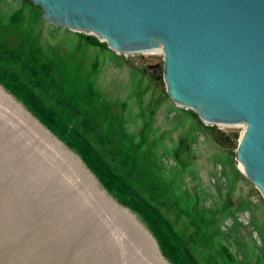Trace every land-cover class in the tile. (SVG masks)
<instances>
[{
  "label": "rangeland",
  "instance_id": "obj_1",
  "mask_svg": "<svg viewBox=\"0 0 264 264\" xmlns=\"http://www.w3.org/2000/svg\"><path fill=\"white\" fill-rule=\"evenodd\" d=\"M23 14L10 38L44 56L0 60V264H264V198L224 133L244 126L174 102L163 52Z\"/></svg>",
  "mask_w": 264,
  "mask_h": 264
},
{
  "label": "water",
  "instance_id": "obj_2",
  "mask_svg": "<svg viewBox=\"0 0 264 264\" xmlns=\"http://www.w3.org/2000/svg\"><path fill=\"white\" fill-rule=\"evenodd\" d=\"M56 25L122 53L163 49L170 98L239 142L236 158L264 196V0H32Z\"/></svg>",
  "mask_w": 264,
  "mask_h": 264
},
{
  "label": "trees",
  "instance_id": "obj_3",
  "mask_svg": "<svg viewBox=\"0 0 264 264\" xmlns=\"http://www.w3.org/2000/svg\"><path fill=\"white\" fill-rule=\"evenodd\" d=\"M19 2L22 5V7L20 9L22 13H20L19 11H17L16 14H14L11 18H7L6 16L3 15L2 20L0 19V27L2 29L5 28L6 32L8 33L7 34V37H4V36L3 37H0V60L4 56H5V59L10 60L11 59V55H10V52L9 51H12V50L16 49L13 52V56L17 55V57L19 56L22 59H24L25 57H27V58L31 59V62H33V58L39 57V56H44V55H42V53H40V48L38 49L36 46H31L30 47V50L27 52V54H25L26 53V50H25V48L23 46V43L17 41L16 39H14V40L11 39L10 36H15L16 31H17V28L23 27L24 26V22L27 21L26 18H25V14H23V11H25L26 9H30V10H32V11L35 12V14H36L35 17L40 18L41 17L40 11L42 13V10H41V7L40 6H37V5L35 6L31 2V0H19ZM37 8H38V10H37ZM21 14H23V17L20 16ZM33 21H35V20H33ZM28 26H29V24H28ZM88 39H89V37H88ZM18 48L21 51H19ZM22 50H25V51L23 52ZM18 72L19 71L17 70V72H15V74L17 75ZM55 73H56L55 68H50V67L44 66V69H41V74L40 75L42 77H45L46 76L47 79L49 78L48 80H52V78H54V74ZM164 95L167 96L166 93ZM97 102H98V97L96 95H94L91 98V100L88 101V104L86 106V110L85 111L89 113L90 107H94L95 105H93V104L94 103L97 104ZM38 108L40 109V111L45 112L43 110V107L40 106L39 104H38ZM115 108L117 109V108H120V107H119V105H116ZM115 108H113V109H115ZM82 111H83V109H82ZM119 112H120V110H119ZM49 121H50L51 125L53 123H56V120L54 118H51ZM47 125H49V124L47 123ZM65 131L66 130L63 129V132L64 133H65ZM76 142L78 144H80L79 141H76ZM142 154H144V153H142Z\"/></svg>",
  "mask_w": 264,
  "mask_h": 264
},
{
  "label": "bare ground",
  "instance_id": "obj_4",
  "mask_svg": "<svg viewBox=\"0 0 264 264\" xmlns=\"http://www.w3.org/2000/svg\"><path fill=\"white\" fill-rule=\"evenodd\" d=\"M31 2H32V0H31ZM33 3V2H32ZM34 4V3H33ZM34 5H36V4H34ZM37 6H39V5H37ZM42 9V8H41ZM43 14V13H42ZM45 19V18H44ZM46 20V19H45ZM72 30V29H71ZM75 31H77V30H75ZM82 32H85V31H82ZM86 33H90V32H86ZM92 34H94V33H92ZM98 36V35H97ZM100 37V36H99ZM101 38V37H100ZM103 39V38H102ZM103 40H105V39H103ZM106 41V40H105ZM107 42V41H106ZM108 44V43H107ZM109 46V45H108ZM158 52V51H161V52H163V49L160 47V48H158V49H156V50H154V51H151V52H145V53H153V52ZM120 53H122V52H120ZM125 54V53H124ZM126 54H128V53H126ZM164 54V53H163ZM168 93V92H167ZM169 95V94H168ZM170 97V96H169ZM199 115V114H198ZM201 118V117H200ZM222 125H227V124H222ZM234 125H236V124H234ZM238 125V124H237ZM239 125H242V126H244V128H246V125L245 124H239ZM239 132V131H238ZM243 133H244V131H240L239 132V134H240V138L243 136ZM239 166L242 168V170L244 171V166L239 162ZM245 172V171H244ZM257 187V186H256ZM259 189V188H258ZM260 190V189H259ZM261 192V191H260ZM262 193V192H261ZM263 198H264V196H263Z\"/></svg>",
  "mask_w": 264,
  "mask_h": 264
}]
</instances>
